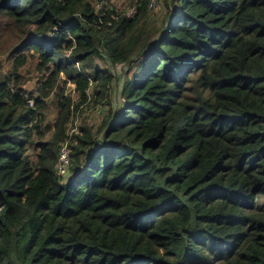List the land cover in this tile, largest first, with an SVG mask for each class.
Returning a JSON list of instances; mask_svg holds the SVG:
<instances>
[{"label": "trees", "instance_id": "1", "mask_svg": "<svg viewBox=\"0 0 264 264\" xmlns=\"http://www.w3.org/2000/svg\"><path fill=\"white\" fill-rule=\"evenodd\" d=\"M105 1L0 0V264H264V0H165L154 24L149 0L132 20ZM62 75L75 112L121 81V108L71 138L68 176Z\"/></svg>", "mask_w": 264, "mask_h": 264}, {"label": "rangeland", "instance_id": "2", "mask_svg": "<svg viewBox=\"0 0 264 264\" xmlns=\"http://www.w3.org/2000/svg\"><path fill=\"white\" fill-rule=\"evenodd\" d=\"M139 2L140 0H106L104 8H97L98 12H101L102 17L106 15L103 13L108 12L111 8L115 9L121 14H125L131 7L138 4ZM165 2V0H149L148 10L150 11L151 15L146 20L147 22L154 24L155 19L159 22L160 20H162L163 16L167 13V11L164 9ZM3 37L4 40L8 41L9 44L11 43V41H13V39L8 35H3ZM8 55L9 53L0 56L3 62L4 72H8L13 68L14 60H8ZM28 57V64L20 70V77L24 82L23 88L28 94H32L34 98H39L42 101L38 90L47 83L49 73H42L38 68L39 65L36 58H34L32 55H28ZM104 64L105 61H103L101 58H97L95 60V65L98 68H103ZM122 67L123 66H116L114 68H110V70L116 77L119 78L120 76H122ZM120 83L121 81L119 83H113L112 85H110L108 89V98H105V96L103 97L105 102L106 100H109V102L111 100V108L113 106L112 110H119L121 108L122 98ZM61 87H65L64 97H68L69 99H71L73 105L70 107L71 115L69 118V122L66 124L65 127L66 136L64 140H62L60 143L59 152L61 149L66 148L71 156V145L72 143H74L71 138H74V136L77 135L82 136V128L89 129L90 134H96L99 126L101 125L102 119L108 111L109 106L106 105L105 102H99V96L89 91L88 102L80 106L78 111L75 112V103L79 102L78 94L75 93L76 86L72 84L66 76L62 75L58 81V85L55 92L57 93ZM55 101H57V98L54 95L50 96L49 99L45 101L48 104V109L46 111V126H48V128H54L56 120L58 118L60 109L58 106L56 107V105L53 104ZM29 103L33 107H36L35 99L30 101ZM54 132L55 129L48 131L47 139L52 138L54 136ZM56 167V173L58 174L59 167L58 165Z\"/></svg>", "mask_w": 264, "mask_h": 264}, {"label": "built area", "instance_id": "3", "mask_svg": "<svg viewBox=\"0 0 264 264\" xmlns=\"http://www.w3.org/2000/svg\"><path fill=\"white\" fill-rule=\"evenodd\" d=\"M102 4L104 5L105 2ZM137 14H138V6L134 5L128 10V12L125 13V16L128 19L132 20L137 16ZM70 163H71L70 153L67 151L66 148L61 149L58 154V167H59L58 175L66 174Z\"/></svg>", "mask_w": 264, "mask_h": 264}, {"label": "clouds", "instance_id": "4", "mask_svg": "<svg viewBox=\"0 0 264 264\" xmlns=\"http://www.w3.org/2000/svg\"><path fill=\"white\" fill-rule=\"evenodd\" d=\"M104 8L105 7V4L103 5V4H100L99 5V8ZM123 15H125V14H123ZM70 159H71V156H70ZM70 165H71V163H70ZM70 165L68 166V169H67V173L66 174H64V175H59V176H65V175H67L68 174V171H69V167H70Z\"/></svg>", "mask_w": 264, "mask_h": 264}]
</instances>
